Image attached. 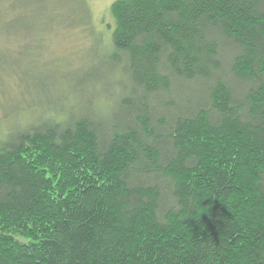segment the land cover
Returning a JSON list of instances; mask_svg holds the SVG:
<instances>
[{"label": "trees", "instance_id": "16d2710c", "mask_svg": "<svg viewBox=\"0 0 264 264\" xmlns=\"http://www.w3.org/2000/svg\"><path fill=\"white\" fill-rule=\"evenodd\" d=\"M109 10L111 108L0 140V264H264V0Z\"/></svg>", "mask_w": 264, "mask_h": 264}, {"label": "rangeland", "instance_id": "374dc122", "mask_svg": "<svg viewBox=\"0 0 264 264\" xmlns=\"http://www.w3.org/2000/svg\"><path fill=\"white\" fill-rule=\"evenodd\" d=\"M33 1L37 6L36 15L24 17L20 24H25L21 27L29 33H43L34 47L49 51V58L43 62L29 59L34 55L28 50L33 45H26L11 60L0 53V83L5 75H15L34 103L55 106L61 103L62 97L54 93L53 85L63 81L73 92L81 93L85 104L90 105L95 96H103L105 110L110 109L119 91L121 76L113 73L104 57H98V45L103 43L111 49L114 20L109 6L114 0H50L47 9L50 20L44 22L40 3ZM89 39L92 46L81 55L82 45ZM87 89L91 91L85 96Z\"/></svg>", "mask_w": 264, "mask_h": 264}, {"label": "clouds", "instance_id": "9594fccd", "mask_svg": "<svg viewBox=\"0 0 264 264\" xmlns=\"http://www.w3.org/2000/svg\"><path fill=\"white\" fill-rule=\"evenodd\" d=\"M36 8V4L29 0H0V53L8 56L10 60L17 58V54L26 45H33L28 49L34 53L29 59L43 62L49 58V51L34 47L43 33L40 31L29 33L20 25L22 17L36 15ZM90 46H92L90 39L84 41L81 55ZM110 54L111 49L103 43L98 45V57H108ZM53 89L56 95L62 97L60 104L53 106L47 103H34L33 97L24 92L15 75H5L3 83H0V140L41 120H66L72 110L84 107L81 93L73 92L63 81L54 84ZM90 91L87 89L83 95H89ZM105 103L106 99L103 96H95L92 100L93 107L102 114L105 112Z\"/></svg>", "mask_w": 264, "mask_h": 264}]
</instances>
